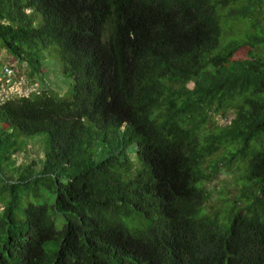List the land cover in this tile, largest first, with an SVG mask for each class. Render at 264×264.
I'll list each match as a JSON object with an SVG mask.
<instances>
[{
    "label": "trees",
    "instance_id": "16d2710c",
    "mask_svg": "<svg viewBox=\"0 0 264 264\" xmlns=\"http://www.w3.org/2000/svg\"><path fill=\"white\" fill-rule=\"evenodd\" d=\"M263 4L0 0L18 63L44 73L55 45L73 80L69 98L41 84L0 104V159L48 140L40 170L0 185V264H264ZM224 150L253 185L210 214L206 168ZM40 182L52 202L31 201Z\"/></svg>",
    "mask_w": 264,
    "mask_h": 264
},
{
    "label": "rangeland",
    "instance_id": "374dc122",
    "mask_svg": "<svg viewBox=\"0 0 264 264\" xmlns=\"http://www.w3.org/2000/svg\"><path fill=\"white\" fill-rule=\"evenodd\" d=\"M262 15L264 16V4ZM264 21V18H263ZM247 24H236L235 33H241L244 35L247 29ZM236 35V34H235ZM58 48L57 46H51L50 50L43 55V64L45 68L44 73L38 75H32L30 68L25 63H18L16 57H14L3 45L0 39V89L4 95H17V96H28L36 91L41 90V84H45V87L51 86V90L54 94L69 98L73 94V80L67 75L63 74V66L57 60ZM13 68V76L6 77L5 71L7 68ZM42 76V78L39 77ZM8 82V80H10ZM37 86L39 88H37ZM234 115L231 113L227 117L217 115L213 118V122L210 128H214L215 125L225 126L230 122ZM19 144L24 145L21 152L15 153L13 159L15 160L14 166L13 160L6 162L0 159V185H2L5 180L12 179L16 180L19 172L26 170L28 166H33V169L40 170L41 164L40 160L44 157V149L47 145V136L44 134L34 135L25 137L22 136L18 138ZM133 151V150H132ZM229 157L228 150H224L214 157L215 161L209 162L206 171L213 177L211 181H206L204 186L210 192V199L205 204V211L207 213H224L226 209L230 206L234 199L241 195L244 190L252 186V182H248L245 172V164L236 158L232 163H223ZM216 162L218 167L216 171L213 169L212 164ZM35 163V164H34ZM37 171L34 170L32 175ZM33 186L40 188L39 193L42 194L41 200H36L33 194H31V201L35 203H43L44 201L52 202V196H49L47 190L43 187L42 183L33 184ZM2 187H0V197L2 196ZM27 201L24 200V203ZM0 209H2V204H0ZM58 218L59 216L56 215ZM58 226L61 227L58 221ZM58 249L57 243H51L47 246V250L50 253L55 252Z\"/></svg>",
    "mask_w": 264,
    "mask_h": 264
},
{
    "label": "built area",
    "instance_id": "2783aa9c",
    "mask_svg": "<svg viewBox=\"0 0 264 264\" xmlns=\"http://www.w3.org/2000/svg\"><path fill=\"white\" fill-rule=\"evenodd\" d=\"M10 68H11V67H10ZM13 71H14L13 68H11V69L7 68L6 71H5V76L11 78V77L13 76V74H12ZM11 79H12V78H11ZM11 79L8 80V82H10ZM2 90H3V89H0V104L3 103L5 100L9 99V98L12 97V96H17V95L9 96V95H7V94L4 95V94H2V92H1Z\"/></svg>",
    "mask_w": 264,
    "mask_h": 264
}]
</instances>
